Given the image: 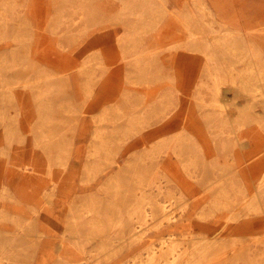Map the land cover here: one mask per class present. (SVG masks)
Returning a JSON list of instances; mask_svg holds the SVG:
<instances>
[{
    "label": "rangeland",
    "instance_id": "1",
    "mask_svg": "<svg viewBox=\"0 0 264 264\" xmlns=\"http://www.w3.org/2000/svg\"><path fill=\"white\" fill-rule=\"evenodd\" d=\"M97 1L0 0V72H23L34 85L31 98L23 79V95L11 100L18 92L2 91L0 78V202L10 208H0V264H264V116L249 129V95L239 92L264 69V0H180L181 9L178 0H140L143 14L119 0L118 15L89 17ZM199 22L216 38L209 49L236 60L240 75L212 52L188 50L198 32L189 26ZM93 38L99 44L72 79L58 80L63 64L37 56L73 54ZM184 52L200 60L188 75ZM17 58H26L22 66ZM108 81L114 91L105 95ZM232 102L230 121L223 110ZM253 162L263 165L253 171ZM71 177L74 198L49 205L52 180ZM23 178L30 188L21 189ZM238 225L244 237L227 238ZM194 230L217 240L165 239Z\"/></svg>",
    "mask_w": 264,
    "mask_h": 264
},
{
    "label": "bare ground",
    "instance_id": "2",
    "mask_svg": "<svg viewBox=\"0 0 264 264\" xmlns=\"http://www.w3.org/2000/svg\"><path fill=\"white\" fill-rule=\"evenodd\" d=\"M134 1V5L132 6L134 8V11H136L137 13H141L143 14V10H142V7H143V4L140 0H133ZM171 2V0H169ZM178 8L181 9V4H182V1L178 0ZM136 6V7H135ZM144 8V7H143ZM174 8V7H173ZM175 9V8H174ZM173 9V10H174ZM41 12V10H40ZM151 13V12H150ZM175 13V11H174ZM42 14V12H41ZM36 15V14H34ZM167 15V14H166ZM35 18V17H34ZM172 23V22H171ZM29 22L28 21H21V22H18V27H15L18 31H23L24 29H22L21 27H24L26 25H28ZM38 24L34 23V28H36ZM191 29H194L195 32H198L195 34L194 37H190L189 41H188V50L190 51H194V50H198L199 52H204V53H207V52H212V51L209 49L210 47V44L213 45L215 44V37H213L212 39H209L207 38L208 36L205 35V33H203L202 31H199L201 28H202V24H200V22L198 24H195L194 26L193 25H190L189 26ZM51 27H46L45 29H50ZM148 28V27H146ZM166 29V28H165ZM163 29V30H165ZM160 35H164L163 33H161ZM35 36V34H34ZM38 36V35H37ZM142 36V35H141ZM159 36V35H158ZM55 38V37H54ZM166 38V37H165ZM181 38H183V36L181 35ZM229 38H232V40L230 41L233 42V41H238V36H233V37H229ZM102 39V42L105 43L107 42L108 40V37H106L105 35H103V37H101ZM161 39H159L160 41ZM99 38H93L91 39V43L89 42L87 44V47H83L81 51L79 50H76L74 52H72L73 54H69V55H65L63 56L62 54H60V52H57L56 56L53 54L55 50H51V51H47V50H42V51H36V53L38 52V57L39 58H42V59H47L49 61H53L56 63V67L58 66L59 68H61V64H63V67H62V71H58L57 69H55L59 75H58V80H63L66 78V76L70 79L74 78L75 77V73H71V69H73L74 67H76V63L79 59H82L84 57H87L91 52L90 51H87L89 49V47L91 48L92 46H97L99 44ZM163 41V40H162ZM209 41H211L212 43H209ZM37 42H38V39H37ZM165 42V41H164ZM247 42L248 39H247ZM18 45H24V43H17ZM97 44V45H96ZM160 44V43H159ZM260 44V43H259ZM176 45H179V44H176ZM219 45V44H217ZM261 45V44H260ZM57 46H59V44L57 43V45L54 47V49H58ZM163 46V45H162ZM262 47V45H261ZM9 51L12 52V49H10ZM20 51H24V50H21V49H17L16 52L17 54H21ZM182 53V51H179V53ZM185 53V52H184ZM216 55L217 58H219L222 62H223V65L225 67V69L227 70V74L231 75V76H238L240 75L242 72L241 70L237 67V63H236V60H232L231 57H229V55L224 52L223 50H219L217 48V50H215L214 52H212ZM185 59H188V65H186L183 69V74L185 75H188L192 72H194L195 68H197L200 60L198 61V59H195L194 56L192 55H188V54H184ZM37 58V59H39ZM182 58V57H181ZM25 59L26 58H17L16 60H13V64H18V66H22L23 63L25 62ZM27 59H30L32 62L34 60V54H31V56H29V58ZM245 59V58H244ZM261 60H262V57H261ZM249 61V60H248ZM54 63V64H55ZM247 64V61L245 59V63L244 65ZM4 68V67H3ZM3 68H1L2 72H4L5 70H3ZM179 69V68H178ZM178 69H177V74L175 72V74L178 76H182V72L180 74H178ZM75 70V69H74ZM180 71V69H179ZM2 72H0V78L2 79V91H4L5 93H8L9 95H12L13 93L15 92H18V93H15L16 94V97H13L11 100H16L18 98H20L21 95H23V91L21 90L20 91V88H19V83H21V81L23 79H26V81H28L26 83V86L23 85L25 88L27 87L28 89H30L28 92V96L30 93H32L33 97L31 98H34V85H33V82H31V79H28V76L23 73V72H19L17 74L16 71H9V70H6L5 71V74H3ZM261 73H264V69H263V72ZM261 73L259 74V79L256 80L254 83H251V84H244V87L243 89L239 90V92H243L245 93V95H249V98H246V107L250 110L249 112L254 116L252 121H254L255 123V126L252 127V128H249L251 130L253 129H258L257 126H258V123H259V120H261L264 116V76L261 75ZM186 77V76H185ZM11 81L9 84L8 82ZM14 82V83H13ZM109 82L106 83V86H105V83H103L102 86V92L103 94L107 95L108 93L110 94H113L112 92L114 91L113 88L112 90L109 88ZM34 83H39L41 85H45L46 82L42 79H36L34 78ZM185 85V84H184ZM187 86H185V88L187 87H191V84H186ZM105 86V87H104ZM184 86L183 87H178L179 91L178 93H184L183 89H185ZM229 88V87H228ZM249 88H251V90H249ZM227 89V88H226ZM31 91V92H30ZM229 91V90H228ZM11 92V93H10ZM225 93V92H224ZM251 94L257 96V97H253V98H250ZM228 96V95H227ZM186 97V96H185ZM182 100H187L185 99L184 97H181ZM222 100V99H221ZM235 102V101H234ZM232 102L231 104H229V109L228 110H223L224 111V115L227 116V118L230 120V121H233L234 119V110L232 109L234 106H235V103ZM239 102V101H238ZM222 103H223V100H222ZM240 104V103H239ZM223 108L225 106H222ZM226 108V107H225ZM16 116V114H14ZM4 123V122H3ZM50 125V124H49ZM51 126V125H50ZM49 126V127H50ZM251 127V125H250ZM48 129V128H47ZM133 146V145H132ZM130 147L131 146H128L126 147L123 152H122V157L124 155H126L129 151H130ZM169 158V157H168ZM160 161H158L157 159L153 160V163L156 165V164H159ZM263 165V162H253L250 166V169H252L253 171H255L257 168H259V166ZM107 168V167H106ZM110 172L112 170V168L110 167L109 168ZM259 170V169H258ZM118 171V170H117ZM257 171V170H256ZM110 172H107L106 171V176L109 178L111 177L110 175H112V173ZM221 174H223V168L221 169ZM12 174V173H11ZM10 182L7 184L6 188L12 192V194H14L12 190L13 186H15V178H13L12 176H10ZM9 178V177H8ZM42 181H44L43 179L40 180V181H37L34 183V186H32L33 190L36 189V190H39L41 189L42 186H40V184L42 183ZM4 183V182H3ZM74 180L73 178L71 177V179L67 182V184L65 185L63 180H59V179H53L52 180V186H51V190H50V194L49 195H46V198H47V203L49 205H52L54 207H57V206H61V203L63 202V204H65L68 199L71 198H74V194H73V191H74ZM21 186V189H27V188H30L31 184L27 183L24 181V178L22 179V182L20 183ZM86 190H89V189H86ZM146 189H144L145 191ZM147 192V190H146ZM159 193H160V188H159ZM191 194V193H190ZM188 194V195H190ZM190 197V196H189ZM67 200V201H65ZM12 205V204H11ZM0 208H1V211L3 209H10L8 208V205L7 203H3L2 204V201L0 202ZM157 207L161 206L160 204L156 205ZM62 207V206H61ZM165 207V206H164ZM152 208H154L152 206ZM12 210V209H11ZM144 210H148V207H145ZM234 213L232 215L235 216V218L237 219V221H239V217H240V211H237V213L235 212L236 210H233ZM12 212H14L12 210ZM13 214V213H12ZM57 220V219H56ZM56 224V223H55ZM240 225V224H239ZM239 225L237 226L236 228V231L237 236H235L234 234L230 233L227 238L229 239H234V240H240L239 238L241 237H244V235L240 234L239 231L241 228H239ZM241 226V225H240ZM246 227H248L251 231L250 232H253L255 230H258V228L255 227V224L253 225V222H249ZM176 232V231H175ZM256 232V231H255ZM254 233H251V234H248L249 238H254V235H252ZM197 235V236H195ZM222 235V234H221ZM221 240H223L222 238H224L223 236H220L219 237ZM165 239H172V240H182V239H188L189 242H191L192 244L196 245L195 243H197V245H210L211 242L217 240V237H210L208 234L206 233H203V231H198V232H195L194 231H188V232H183V233H180L179 235L178 234H173V235H170L168 237H166ZM213 245V244H211ZM65 247V246H64ZM66 248V247H65ZM67 249V248H66ZM61 250V249H60ZM197 250L200 252V247H197ZM59 252V251H58ZM187 254H192V255H195L196 252L193 251L191 248L187 249L185 251ZM50 253H52V251H50ZM65 254V253H64ZM63 254V256H64ZM67 254V252H66ZM69 255V254H68ZM67 256V255H65ZM64 256V257H65ZM71 256V255H70ZM174 256V254H173ZM43 259V258H42ZM72 259V257H71ZM76 259V258H75ZM45 260V259H44ZM204 260H207L206 257L204 258H201L199 259L198 262L194 263V264H202L204 262Z\"/></svg>",
    "mask_w": 264,
    "mask_h": 264
},
{
    "label": "crops",
    "instance_id": "3",
    "mask_svg": "<svg viewBox=\"0 0 264 264\" xmlns=\"http://www.w3.org/2000/svg\"><path fill=\"white\" fill-rule=\"evenodd\" d=\"M109 5V9L106 8L104 10L105 6ZM114 8V9H113ZM107 13L110 11H114L116 13V15H118V11H119V0H99L97 2H95L94 6H92L91 9H89V17L91 15H95L97 17V15H99L101 12Z\"/></svg>",
    "mask_w": 264,
    "mask_h": 264
}]
</instances>
